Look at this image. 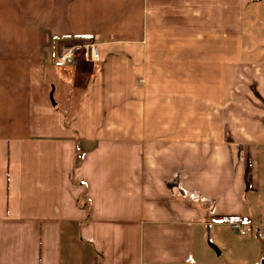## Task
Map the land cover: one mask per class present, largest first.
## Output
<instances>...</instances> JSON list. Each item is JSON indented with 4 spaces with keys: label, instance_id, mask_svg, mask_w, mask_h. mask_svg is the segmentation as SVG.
Segmentation results:
<instances>
[{
    "label": "crops",
    "instance_id": "crops-1",
    "mask_svg": "<svg viewBox=\"0 0 264 264\" xmlns=\"http://www.w3.org/2000/svg\"><path fill=\"white\" fill-rule=\"evenodd\" d=\"M260 3L0 0V264H264Z\"/></svg>",
    "mask_w": 264,
    "mask_h": 264
},
{
    "label": "built area",
    "instance_id": "built-area-1",
    "mask_svg": "<svg viewBox=\"0 0 264 264\" xmlns=\"http://www.w3.org/2000/svg\"><path fill=\"white\" fill-rule=\"evenodd\" d=\"M83 59L89 62L99 61L98 47L94 43H80L61 48L59 54L54 58L53 65L56 68L64 70L77 59ZM229 228L240 236L248 234V223L246 220H233L228 223Z\"/></svg>",
    "mask_w": 264,
    "mask_h": 264
},
{
    "label": "rangeland",
    "instance_id": "rangeland-1",
    "mask_svg": "<svg viewBox=\"0 0 264 264\" xmlns=\"http://www.w3.org/2000/svg\"><path fill=\"white\" fill-rule=\"evenodd\" d=\"M259 6H260V9H262L264 6V3H260ZM255 29L258 30V33H259L261 38L258 39L257 37H255V38H253V40H254V42H256L258 44V46L260 48H262V50H264V38H263L264 37V23H260L258 26H255ZM222 229L224 230V232H226V233L228 232V234H232L233 236H237V235H235L236 232L233 230H230L228 227L224 226V227H222ZM222 236H223V240L220 242V246L222 248H224L227 246L228 239H226L225 235H222ZM224 257H225V252H224L222 257H220L216 260H221V258H224Z\"/></svg>",
    "mask_w": 264,
    "mask_h": 264
},
{
    "label": "trees",
    "instance_id": "trees-1",
    "mask_svg": "<svg viewBox=\"0 0 264 264\" xmlns=\"http://www.w3.org/2000/svg\"><path fill=\"white\" fill-rule=\"evenodd\" d=\"M85 42H86V40L83 38H67V39L61 40L62 47L70 46L73 44L85 43Z\"/></svg>",
    "mask_w": 264,
    "mask_h": 264
}]
</instances>
